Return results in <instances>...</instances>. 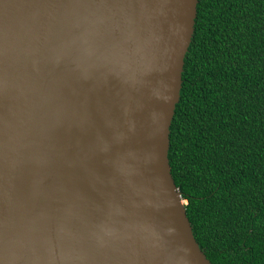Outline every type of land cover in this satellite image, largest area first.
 <instances>
[{"label":"water","instance_id":"95a60500","mask_svg":"<svg viewBox=\"0 0 264 264\" xmlns=\"http://www.w3.org/2000/svg\"><path fill=\"white\" fill-rule=\"evenodd\" d=\"M198 0H0V264H212L169 160Z\"/></svg>","mask_w":264,"mask_h":264},{"label":"trees","instance_id":"16d2710c","mask_svg":"<svg viewBox=\"0 0 264 264\" xmlns=\"http://www.w3.org/2000/svg\"><path fill=\"white\" fill-rule=\"evenodd\" d=\"M169 160L212 264H264V0H198Z\"/></svg>","mask_w":264,"mask_h":264}]
</instances>
